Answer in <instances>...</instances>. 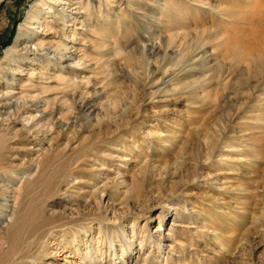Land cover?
Here are the masks:
<instances>
[{"label": "rangeland", "instance_id": "1", "mask_svg": "<svg viewBox=\"0 0 264 264\" xmlns=\"http://www.w3.org/2000/svg\"><path fill=\"white\" fill-rule=\"evenodd\" d=\"M35 1L0 2V62L4 61L5 51L12 47L18 28L29 16ZM102 1L103 17L105 9L113 16L121 9L120 14L125 15L131 23L129 27L137 39L132 41L145 47L136 52L139 62L131 64L133 67H125L127 74L121 76L116 67L110 71V81L112 84L117 81L114 87L121 93L122 101L118 104L127 107L131 123L129 127L125 126V132L121 135L101 144V148L96 149L99 155L92 151L86 156L82 160L84 164L79 166L81 169H77L80 174L75 170V174L65 178L68 182L61 180L48 192L45 189L43 193L40 191L44 199H40L38 204L45 214L60 215L63 222H72L61 229H53L52 234L43 240L44 244L41 242L47 251L44 264H264V158L256 155L258 150L264 152V117L262 112H249L246 109L247 105L255 107L258 103L256 106L263 108L264 86L254 88L255 94L248 89L250 81L264 80V69L255 73L258 75L256 78L254 73L249 76L236 75L234 87L225 91L222 86H226L224 83L232 74L221 79L224 67L219 68L215 72L218 74L215 80L221 79L217 81L221 87L210 90L211 93L206 94L209 99L205 95L207 106L201 109L191 104V100L188 101L184 95L182 97L179 91L170 95L164 90L158 97L153 95L156 87L152 82L153 77L158 76L154 72L160 64L163 65V71L180 57L185 59L188 52L201 49L208 38H215L219 29L221 35L226 36L225 32L227 35L230 33L228 28H232L233 23L245 28L253 23L264 24V0H205L207 5L203 8L189 0H170L171 3H178L177 7L190 8L186 21L182 26H177L179 36L175 40L179 42L186 38L184 41L187 46L182 47L183 51L173 47L165 53L157 48L153 52L150 50L155 44L153 36L156 31L162 30L161 25L171 20L162 12L164 0ZM114 7H118V10H112ZM130 7H139L142 14L131 13ZM226 8H233L234 13L232 10L231 13H228L229 10L225 12ZM223 10L225 14H220ZM226 14H230L229 17ZM132 15H136L141 23L139 20L138 24L132 21ZM219 25L225 28L221 29ZM165 30H169V27ZM171 32L176 33L175 30ZM220 38L221 41L225 39ZM132 41L127 46L137 48L139 45H134ZM219 42L215 39L206 45V50L212 51ZM1 66V70L6 72L9 62ZM3 72L0 73V80L5 75ZM3 89L0 83V91ZM238 92H242L240 99L236 96ZM68 106L70 114L77 115L76 106ZM198 110H201L202 115L208 111L209 114L205 117L193 114L198 113ZM211 114L213 119L211 122L209 119V122L206 121L211 126L205 137L200 127ZM14 120L0 114V175L4 176L0 180L5 182H0V186L10 187L5 186L8 190H0V202L9 201L10 209L12 205L23 203L21 184L26 182V176L38 169L41 162L54 153L65 154L83 142L87 143L86 139L90 140L91 134L96 132V127L90 123L69 124L70 127L67 125L54 129L49 121L44 126L46 129L43 128L44 132L36 134ZM190 136L197 143L195 147L193 145V150L184 153L183 148L188 147L186 139ZM259 146L260 149H257ZM140 152H145L148 157ZM166 154L172 157L171 165L168 163L170 166L164 165V162L162 164L160 155ZM155 157L161 161L160 164ZM144 171H148L145 176L149 181L140 188L138 194L133 190L131 180L136 174L141 178ZM157 186L161 187V191ZM249 199L251 202L248 203ZM89 212L90 219L74 222ZM100 214L104 218L102 221L96 219V215ZM241 214L245 218L237 219ZM233 230L238 232L235 233L238 236L233 235ZM233 240L235 243L232 242V245L230 242ZM94 241H99L96 247L102 244L99 251L93 248ZM121 245L123 251H119ZM175 246L178 250L174 249ZM6 247L4 234L0 230V249ZM87 251V259H81Z\"/></svg>", "mask_w": 264, "mask_h": 264}, {"label": "bare ground", "instance_id": "2", "mask_svg": "<svg viewBox=\"0 0 264 264\" xmlns=\"http://www.w3.org/2000/svg\"><path fill=\"white\" fill-rule=\"evenodd\" d=\"M104 1L108 2L107 0ZM189 1H192L197 7L203 8L207 5L205 0ZM0 2H2V0H0ZM102 4V0H36L31 6L32 9L29 11V16L24 23L19 26V31L13 41L12 47L5 51L4 61L0 62V70L2 69L1 65L9 62V67L6 69V72H3V70L0 72L5 73L0 80V83L4 86L3 91H0V114L6 115L7 119L10 120L14 118V121L18 124H22L28 131L36 134L44 132L43 128H45V124L49 121L51 122L50 126H53L52 128L54 129L55 127L61 129L63 126H69V124H74L75 126L79 123V125L90 123L96 127V132L91 134L90 140L86 139L88 140L87 143L83 142L84 144L82 143L77 148L68 150L65 154L61 151L62 154L58 153L59 155L64 154L62 157L60 155L61 158L56 153L50 155V158L47 157L49 159L41 162L38 169L34 171L33 174H27L26 182L21 184V190L24 191L23 203L21 205H12V209H10L9 201L0 202V220H2L3 225L0 230H2L4 234L5 243L7 245L5 249H0V264H44V257L47 255V251L44 248L45 246H42L41 242L43 243V240L52 234L53 229H61L72 222H63L62 216L55 214L47 215L43 212L44 210H42L38 204L40 199H44L41 195L43 193L42 190L45 189L47 191L59 185L57 183L61 182V180L65 181V178L68 179V175L75 174V170L78 172L77 169L79 166L81 167L82 163L84 164L82 160L86 156L92 154V151H95V154L99 155L96 153V149L101 148V144H106L105 142L107 140L111 142L114 137L116 138L118 135H121L120 133L125 132L127 126H130V113L127 112V107L123 108L121 107L123 105L118 104L122 101L120 98L121 93L120 90L116 89L117 87H114L117 81L114 82L116 84H112L110 81V77H112L110 71H112L111 69L113 67H116L121 73V76H124L127 70L125 67H127V65L128 67L129 65L131 67L136 65L137 62H139L136 52L141 51V49L145 47H141L136 41H132L135 39L134 31L129 27L131 23L128 22L126 16L120 14L119 11L121 7H119L120 10L117 9L118 7L112 8L114 11L116 9L118 10L115 16L105 9L106 14L103 17ZM133 4L136 5L138 2H133ZM208 5L210 4L208 3ZM177 6L178 3H171L170 0H164L162 12H165L171 20H168V24H163L164 26L161 25L160 29H163L156 31L154 34L153 38L155 39V44L151 46V52L157 48L161 51L163 50L165 53L170 51L173 47H179V51H183L182 47L187 46L186 41H184L186 38H182L179 42L175 40L179 36V27L177 26H180L186 21L185 18L189 15L187 10L189 11L190 8L186 10ZM41 9L44 10V12H42ZM139 9V7L136 9L130 7L129 10L131 13L135 12L137 14H142ZM232 9L233 8H226L225 12L229 10L228 13H231ZM220 14H225L224 10L221 11ZM259 15L260 13L258 12L257 16ZM134 20L136 22L137 20L140 21L136 15H132V21ZM253 24L245 28V26L242 25L235 26L233 23L232 28L230 26V29L228 28V32L230 33L227 35L225 32L226 36L221 35L222 31L219 29V33H216L215 38H212V40L208 38V41L203 42L201 49L199 48L200 50L197 49L192 53L188 52V54L185 55L187 57L183 56L185 59H181L180 57V59H177V61L166 67L163 71H161L163 65H158L159 67L156 69V72H154L158 73V76L153 77L152 81L156 87V90L153 91V95L157 96L164 90H166V94L170 93V95L174 93V91H179L182 97L184 95L188 101L191 100V104L201 109L203 106H207L205 103V95L211 93L209 92L210 90L214 91L215 88L218 89L221 87L220 83L217 81H220L222 77H227V75L232 74V77L230 76L231 78L229 77L230 79L227 82L223 79L224 82H226L224 83L226 86H222L225 88V91H230L234 87L237 82L235 81V79H237L235 77L236 75L246 74L249 76L251 73H254L253 76L256 78L258 75L255 73L258 70L263 71L264 69V24ZM166 27H169V30H165ZM182 28H184V26ZM220 28L223 29L225 27L220 26ZM129 30H131L132 33L129 32ZM171 30H175L176 33H172ZM188 35H190V33ZM184 36L186 37L187 35L185 34ZM220 37H225V39L222 38L224 40L221 41ZM215 39L221 42H219L218 45L216 44V48L212 51L206 50V45H209L211 42L213 43ZM130 41H132L134 45L138 44L140 47L136 46L137 48H134L131 44V46L129 45L130 47H128L127 45ZM222 67L224 68L221 72L223 71L224 76L219 75L221 79L216 81V75L218 76V74H215V72ZM262 79L250 81V87L247 89L255 94L254 92L256 90L254 91V88L257 87L256 89H258L264 86V80L262 81ZM119 85H121V82ZM216 93L215 95H217ZM263 93L264 91L262 94ZM232 94L233 92H231V95ZM206 96H208L209 99V95ZM236 96L238 99L242 98V92H238ZM190 103L187 102V104ZM69 104L76 106L77 115H71L72 112L70 114ZM125 104L127 105L126 102ZM258 104H255V107H253V104V106L250 107L249 104L246 106V109L249 112L255 110L257 112H262L261 114L264 117V105L262 106L263 108H258L259 106H256ZM261 104H264V102L262 101ZM129 105L131 106L132 104L130 103ZM200 111L198 110V113L194 112L193 114L196 113L205 117L209 112L208 111L206 115L205 113L202 115ZM74 112L75 111H73V114ZM212 117V114L208 116L203 125L201 121L197 120V123L199 122V124L202 125L199 127L202 129V134L205 133V137L208 136V127L211 126V123H209L210 126L208 125V119L211 122ZM121 120H123V122H121ZM259 121L261 122V120ZM193 122L195 123V121ZM48 126L46 127L49 128ZM112 128H115V130L112 131ZM247 130H244V132ZM50 131L51 130L48 132L50 133ZM194 139L195 138L192 136L186 139L185 144L188 145V147L183 148L185 150H183L184 153L193 150L195 147L194 144L197 143ZM71 141L72 140L69 142ZM2 145H4V143ZM260 147L261 146H259V148L257 147V149H260ZM58 151L60 150H57V152ZM263 153V150H258L256 155L260 158H264ZM140 154L148 157L145 152H140ZM169 157L170 154L160 155L162 164L163 162L164 165L170 164L172 157ZM152 158L153 157H151V159ZM155 160H157V158ZM157 161L160 164L161 161ZM169 164L168 166L171 165ZM142 168L145 169V167ZM147 172L148 171H144L142 173L143 177L141 176V178H139V176L137 177L136 173V175H133L131 183L135 193L137 192L140 194V188L149 181L145 176ZM258 175L260 176V174ZM2 176L3 175H0V177ZM251 180L252 179H250V181ZM0 182H2V180H0ZM5 186L7 185H1L0 190L3 191V189H6L4 188ZM8 188L6 190H8ZM158 189L161 191V187H158ZM40 191H42V193ZM249 201L250 199L247 202L249 203ZM245 205L246 203L242 206ZM101 214L96 215L97 220L102 221V219H104ZM89 216L90 212L88 215H81L82 218L74 222L78 223L88 220L91 218H88ZM85 217L87 218L85 219ZM244 218L245 216L241 214L237 219L241 220ZM61 221L63 223H61ZM233 232L234 235L237 231L235 232L233 230ZM69 233L71 232L67 234ZM179 242L182 243L181 240H179ZM232 242L235 243L233 240L230 244H232ZM96 244H99V241H94L92 246H94L93 248L96 249V251H99L102 244L98 247H96ZM45 245H47V242H45ZM174 249L178 250V247L175 246ZM180 249L182 252V248ZM123 250L124 247L121 245L119 251ZM87 253L88 251L81 259H87Z\"/></svg>", "mask_w": 264, "mask_h": 264}]
</instances>
